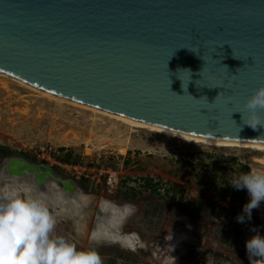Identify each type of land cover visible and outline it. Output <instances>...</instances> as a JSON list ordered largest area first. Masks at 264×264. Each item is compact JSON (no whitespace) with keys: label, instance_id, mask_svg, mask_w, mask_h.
Instances as JSON below:
<instances>
[{"label":"water","instance_id":"1","mask_svg":"<svg viewBox=\"0 0 264 264\" xmlns=\"http://www.w3.org/2000/svg\"><path fill=\"white\" fill-rule=\"evenodd\" d=\"M0 73L179 133L264 145V127L240 113L264 85V0H0ZM4 168L81 191L47 164Z\"/></svg>","mask_w":264,"mask_h":264},{"label":"rangeland","instance_id":"2","mask_svg":"<svg viewBox=\"0 0 264 264\" xmlns=\"http://www.w3.org/2000/svg\"><path fill=\"white\" fill-rule=\"evenodd\" d=\"M0 146L10 152L0 155V169L10 157L47 164L97 201L136 206L123 228L131 234L126 246L98 248L104 264H249L250 229L264 235V206L238 223L241 190L230 185L233 175L244 172V162L264 158V152L210 147L135 128L8 75H0ZM109 173L121 180L117 190L105 185ZM76 228L74 220L61 216L56 234L79 249L93 246ZM179 228L193 241L180 242L175 235L173 252L159 255L157 244Z\"/></svg>","mask_w":264,"mask_h":264},{"label":"clouds","instance_id":"3","mask_svg":"<svg viewBox=\"0 0 264 264\" xmlns=\"http://www.w3.org/2000/svg\"><path fill=\"white\" fill-rule=\"evenodd\" d=\"M244 110L240 112L244 124L253 130L264 127V85L245 99ZM230 185L247 190L249 196L237 222L251 220L252 210L264 202V171L235 174ZM92 210L96 213L90 232L93 246L79 249L72 240L56 234L59 217L83 220ZM136 212L129 202L103 199L95 203L83 191H65L57 180L41 184L34 177L10 176L6 168L0 169V264H104L98 248L126 246L131 234L123 228ZM250 230L253 235L245 240L249 264H264V235L257 228Z\"/></svg>","mask_w":264,"mask_h":264},{"label":"bare ground","instance_id":"4","mask_svg":"<svg viewBox=\"0 0 264 264\" xmlns=\"http://www.w3.org/2000/svg\"><path fill=\"white\" fill-rule=\"evenodd\" d=\"M0 75L1 76H7L6 74H3V73H0ZM9 77L12 80H15L16 82H19V83H21V84H23L25 86H28L29 88L38 90L37 88H34V87H32V86H30L28 84H25L24 82H22L20 80H17L16 78H13L11 76H9ZM40 91H42V90H40ZM42 92L46 93L47 95L54 96L52 94H49L48 92H45V91H42ZM56 97H58V96H56ZM70 102H72L74 104H77L79 106H83L85 108H89V109L94 110L96 112H99V113H101L103 115L109 116V117H111V118H113V119H115L117 121H120V122L126 124V125H130V126L135 127V128L148 129L150 131L163 133V134H166V135H169V136H173V137L185 140V141L198 143V144H203L205 146H210V147L250 149V150H253V151L264 152V145L223 142V141H216V140H211V139H207V138L192 136V135H188V134L179 133V132H176V131H173V130H169L167 128H162L161 126H156V125H153V124H150V123H146V122L130 119V118L122 116L120 114H114V113H111V112H108V111H105V110L94 108L92 106L80 104V103L73 102V101H70ZM28 178L31 179L30 176ZM91 199L93 200V202L95 201V203L99 202V201L96 202L97 200L96 199L94 200L93 197H91ZM94 215H96L95 211H94V213H93V211H89L87 213L86 219H83V222H76L75 219H73V218H70V217H67V218H69L71 221L74 220L75 227H77L76 228L77 232L80 231V232L86 233L87 237H89V239H90V232H91V230L93 228V225H92V222H91V224H89L90 225L89 226L88 225V221L90 219H92V221H93ZM127 240L128 239L126 238L125 242ZM125 244H127V243H125Z\"/></svg>","mask_w":264,"mask_h":264},{"label":"built area","instance_id":"5","mask_svg":"<svg viewBox=\"0 0 264 264\" xmlns=\"http://www.w3.org/2000/svg\"><path fill=\"white\" fill-rule=\"evenodd\" d=\"M244 165V172H248L251 170L264 171V158H252L248 162H244ZM105 185L109 191L114 188L117 190L121 185V180L117 177L115 173H109L107 178L105 179ZM238 199L241 205L244 206L249 200L247 190H241ZM221 206L225 208L226 204H222ZM261 206H264V202H261L259 207Z\"/></svg>","mask_w":264,"mask_h":264},{"label":"flooded vegetation","instance_id":"6","mask_svg":"<svg viewBox=\"0 0 264 264\" xmlns=\"http://www.w3.org/2000/svg\"><path fill=\"white\" fill-rule=\"evenodd\" d=\"M101 200V199H100ZM100 200H98V201H100ZM103 200V199H102ZM98 201H96V202H98ZM130 234V233H129ZM178 234V236H181V241L180 242H182V241H184V240H186V241H193V239L191 238V237H189V234L188 233H186V232H184V231H182V230H180V228L179 229H175V231H173L172 232V234H170V235H168V236H166L165 238H163V240H161L158 244H157V246H156V250H157V253H159V255H167L168 253H170V252H173V250H174V248H172L171 249V246L172 245H174L175 244V242H176V240H178V238H175L174 239V241L172 240V242L171 243H169L168 244V242H169V237H173V236H175V235H177ZM131 236V235H130ZM130 236H128V237H126L127 239H130L129 237ZM180 238V237H179ZM131 240V239H130ZM135 242V241H134ZM179 242V243H180ZM166 243V244H165ZM133 244V243H132ZM167 253V254H166Z\"/></svg>","mask_w":264,"mask_h":264},{"label":"trees","instance_id":"7","mask_svg":"<svg viewBox=\"0 0 264 264\" xmlns=\"http://www.w3.org/2000/svg\"><path fill=\"white\" fill-rule=\"evenodd\" d=\"M9 154H10L9 150H7L6 148H3V147L0 146V155H1L3 158L8 157ZM241 169H242L243 171H245V166H244V165L241 166ZM145 183H146L147 186L150 185L148 181H146ZM134 193H135V192H134ZM236 234H237V233H236Z\"/></svg>","mask_w":264,"mask_h":264}]
</instances>
